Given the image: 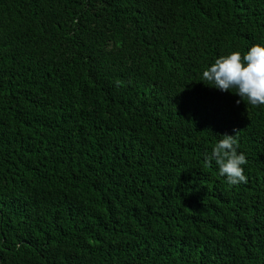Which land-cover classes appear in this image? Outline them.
I'll use <instances>...</instances> for the list:
<instances>
[{
  "label": "trees",
  "instance_id": "16d2710c",
  "mask_svg": "<svg viewBox=\"0 0 264 264\" xmlns=\"http://www.w3.org/2000/svg\"><path fill=\"white\" fill-rule=\"evenodd\" d=\"M257 44L264 0H0V264H264V106L202 80Z\"/></svg>",
  "mask_w": 264,
  "mask_h": 264
},
{
  "label": "clouds",
  "instance_id": "9594fccd",
  "mask_svg": "<svg viewBox=\"0 0 264 264\" xmlns=\"http://www.w3.org/2000/svg\"><path fill=\"white\" fill-rule=\"evenodd\" d=\"M202 80L221 92L230 89L253 107L264 106V46H251L245 53L231 52L215 59L214 63L202 72ZM239 102V101H238ZM211 148L206 164L214 161L218 175L229 185L247 182L244 167L247 163L243 152H238L235 135H223Z\"/></svg>",
  "mask_w": 264,
  "mask_h": 264
}]
</instances>
